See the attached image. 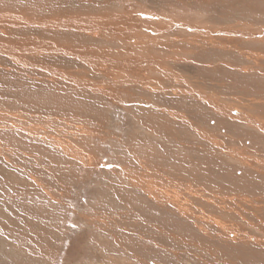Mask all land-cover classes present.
<instances>
[{
	"label": "rangeland",
	"instance_id": "1",
	"mask_svg": "<svg viewBox=\"0 0 264 264\" xmlns=\"http://www.w3.org/2000/svg\"><path fill=\"white\" fill-rule=\"evenodd\" d=\"M0 10V264H264V0Z\"/></svg>",
	"mask_w": 264,
	"mask_h": 264
},
{
	"label": "bare ground",
	"instance_id": "2",
	"mask_svg": "<svg viewBox=\"0 0 264 264\" xmlns=\"http://www.w3.org/2000/svg\"><path fill=\"white\" fill-rule=\"evenodd\" d=\"M24 1V0H23ZM86 1V0H85ZM140 1V0H139ZM144 1V0H143ZM76 2V1H75ZM89 2V1H88ZM161 2V1H160ZM164 2V1H163ZM209 2V1H208ZM219 2V1H218ZM7 3V2H6ZM29 3V2H28ZM74 3V2H73ZM82 3V2H81ZM170 3V2H169ZM198 3H200V2H198ZM224 3V2H223ZM8 4V3H7ZM84 4V3H83ZM196 4V3H195ZM55 5V4H54ZM148 5V4H147ZM169 5V4H168ZM3 6V5H2ZM40 6V5H39ZM206 6V5H205ZM211 6H212V4H211ZM223 6V5H222ZM245 6V5H244ZM27 7V6H26ZM30 7V6H29ZM49 7V6H48ZM106 7V6H105ZM179 7V6H178ZM76 8V7H75ZM74 8V9H75ZM202 8V7H201ZM7 10H9V9H7ZM114 10V9H113ZM1 11V10H0ZM13 13V12H12ZM18 13V12H17ZM119 13V12H118ZM252 13V12H251ZM2 14V13H1ZM27 14V13H26ZM105 14V13H104ZM139 14V13H138ZM12 15V14H11ZM20 15V14H19ZM42 15V14H41ZM49 15V14H48ZM82 15V14H81ZM1 16V15H0ZM21 16V15H20ZM44 16V15H43ZM226 16V15H225ZM14 16L12 15V16H9V17H7V18H5V17H0V22L2 21V24L4 25V26H8V28L9 29H15V32H16V29L18 30V29H20L19 27L22 25V21L23 20H28V19H23V20H21L20 18H16V17H14ZM31 17V16H30ZM96 17V16H95ZM149 17V16H148ZM176 17V16H175ZM258 17V16H257ZM261 17V16H260ZM32 18V17H31ZM39 18H41V17H39ZM39 18H36V22H34L33 21V27H35V28H40L41 29V27H43V22L39 19ZM48 17H46V19H47ZM77 18V17H76ZM89 18V17H88ZM101 18V17H100ZM153 18H154V16H153ZM167 18V17H166ZM243 18V17H242ZM256 18V17H255ZM45 19V20H46ZM95 19V18H94ZM93 19V20H94ZM131 19V18H130ZM136 19V18H135ZM144 19V18H143ZM34 20V19H33ZM44 20V21H45ZM77 20V21H76ZM85 20V19H84ZM101 20V19H100ZM99 20V21H100ZM182 20V19H181ZM196 20V19H195ZM249 20V19H248ZM98 21V20H97ZM217 21V20H216ZM26 22V21H25ZM46 22V24L48 25V26H44V28H56V27H59V28H62V30L63 29H68V30H72V29H76V30H80V31H82L83 29L86 31L87 29H88V31H86L87 33L88 32H90L91 33V31H94V30H96V31H98L99 29H104V27H98V26H95V25H93V24H95L93 21V24L91 23H87V22H80V21H78V19H74V20H69L68 19V17L66 18V19H60V18H58V19H54V17H49L48 19H47V21H45ZM239 22V21H238ZM248 22V21H247ZM27 23H28V21H27ZM97 24L99 23V22H96ZM101 23H102V21H101ZM111 23V22H110ZM191 23V22H190ZM45 24V23H44ZM96 24V25H97ZM151 24V23H150ZM155 24V23H154ZM182 24V23H181ZM26 26H28L27 24H25ZM99 26H101L100 25V23L98 24ZM108 25V24H107ZM110 25V24H109ZM121 25V24H120ZM125 25V24H124ZM206 25V24H205ZM215 25V24H214ZM122 26V25H121ZM108 27V26H107ZM111 27V26H110ZM204 27V26H203ZM222 27V26H221ZM242 27V26H241ZM2 28V27H1ZM23 28V27H22ZM21 28V29H22ZM165 28V27H164ZM245 28V27H244ZM20 29V30H21ZM33 29V28H32ZM108 29V28H107ZM157 29V28H156ZM167 29V28H166ZM249 29V28H248ZM0 30H2V29H0ZM26 30H28L27 28H26ZM36 30V29H35ZM41 30H43V28L41 29ZM109 30V29H108ZM116 30V29H115ZM120 30V29H119ZM7 31H10V32H12L11 30H8L7 29ZM14 31V30H13ZM45 31V30H44ZM49 31H51V30H49ZM55 31V30H54ZM58 31V30H57ZM61 31V30H60ZM64 31V30H63ZM123 31V30H122ZM231 31V30H230ZM263 31V30H262ZM14 32V33H15ZM20 32V31H19ZM46 32V31H45ZM67 32V31H66ZM95 32V31H94ZM264 32V31H263ZM3 33H6V32H2V34ZM18 33V32H17ZM21 33V32H20ZM55 33V32H54ZM74 33V32H73ZM152 33V32H151ZM235 33V32H234ZM6 34H8V33H6ZM23 34V33H22ZM26 34H28V33H25V35ZM72 34V33H71ZM110 34V33H109ZM11 35H13V34H11ZM24 35V34H23ZM55 35V34H54ZM58 35V34H57ZM5 36V35H4ZM21 36V35H20ZM28 36V35H27ZM49 36V35H48ZM94 36V35H93ZM115 36V35H114ZM125 36V35H124ZM152 36V35H151ZM209 36V35H208ZM234 36V35H233ZM236 36V35H235ZM243 36V35H242ZM241 36V37H242ZM262 36V35H261ZM24 37V36H23ZM46 37V36H45ZM153 37V36H152ZM161 37V36H160ZM195 37V36H194ZM238 37V36H237ZM244 37V36H243ZM250 37V36H249ZM6 38V37H5ZM26 39H27V37H25ZM37 38V37H36ZM231 38V37H230ZM23 39V38H22ZM17 40V39H16ZM20 40V39H19ZM24 40V39H23ZM27 41V43H29L28 42V40H26ZM35 41V40H34ZM161 41V40H160ZM204 41V40H203ZM213 41V40H212ZM10 42V41H9ZM12 42V41H11ZM10 42V43H11ZM31 42H33V41H31ZM30 42V43H31ZM99 42V41H98ZM146 42V41H145ZM246 42V41H245ZM13 43V42H12ZM44 43V42H43ZM161 43V42H160ZM214 43V42H213ZM14 44V43H13ZM20 44V43H19ZM35 44V43H34ZM33 44V45H34ZM40 44V43H39ZM73 44H75V43H73ZM90 44V43H89ZM94 44V43H93ZM92 44V45H93ZM164 44V43H163ZM167 44V43H166ZM9 45V44H8ZM11 45V44H10ZM23 46H24V44H22ZM43 45V44H42ZM98 45V44H97ZM236 45V44H235ZM0 46H6L5 44H0ZM15 46V47H14ZM19 46V45H18ZM94 46V45H93ZM174 46V45H173ZM239 46V45H238ZM11 47H13V49L15 48H17V45L16 44H14V45H12ZM25 47H26V45H25ZM30 47V46H29ZM44 47V46H43ZM47 47V46H46ZM65 47V46H64ZM98 47V46H97ZM148 47V46H147ZM187 47H189V46H187ZM4 48V47H3ZM2 48V49H3ZM22 48V47H21ZM33 48V47H32ZM38 48V47H37ZM40 48V47H39ZM38 48V49H39ZM51 48V47H50ZM146 48V47H145ZM162 48V47H161ZM211 48H212V46H211ZM224 48V47H223ZM4 49H6V47L4 48ZM106 49V48H105ZM183 49V48H182ZM10 50V49H9ZM190 50H192V49H190ZM11 51H12V49H11ZM63 51H65V50H63ZM69 51V50H68ZM74 51V50H73ZM105 51V50H104ZM211 51V50H210ZM37 53H38V51H36ZM171 52V51H170ZM196 52V51H195ZM212 52V51H211ZM69 53V52H68ZM154 53V52H153ZM192 53V52H191ZM243 53V52H242ZM84 54L86 55V53L84 52ZM113 54V53H112ZM162 54V53H161ZM206 54H208V53H206ZM71 55V54H70ZM95 55V54H94ZM97 55V54H96ZM145 55V54H144ZM210 55V54H209ZM25 56V55H24ZM54 56V55H53ZM91 56V55H90ZM143 56V55H142ZM150 56V55H149ZM220 56V55H219ZM1 57V56H0ZM63 57V56H62ZM78 57V55L76 56V58ZM89 57V56H88ZM221 57V56H220ZM241 57V56H240ZM251 57V56H250ZM30 58V57H29ZM72 58V57H71ZM148 58V57H147ZM152 58V57H151ZM175 58V57H174ZM231 58V57H230ZM12 59V58H11ZM97 59H98V57H97ZM114 59V58H113ZM172 59V58H171ZM207 59V58H206ZM208 59H210V58H208ZM239 59H241V58H239ZM1 60V59H0ZM17 60V59H16ZM78 60H79V58H78ZM93 60V59H92ZM106 60V59H105ZM115 60V59H114ZM154 60V59H153ZM224 60V59H223ZM236 60V59H235ZM15 61V60H14ZM58 61V60H57ZM60 61V60H59ZM102 61V60H101ZM137 61H139V60H137ZM156 61V60H155ZM234 61V60H233ZM42 62V61H41ZM61 62V61H60ZM98 62V61H97ZM188 62V61H187ZM199 62V61H198ZM237 62V61H236ZM138 63V62H137ZM184 63V62H183ZM228 63V62H227ZM242 63V62H241ZM4 64V63H3ZM42 64V63H41ZM80 64V63H79ZM103 64V63H102ZM111 64V63H110ZM209 64V63H208ZM246 64V63H245ZM26 65V64H25ZM35 65V64H34ZM49 65V64H48ZM63 65V64H62ZM243 65V64H242ZM45 66H46V64H45ZM114 66V65H113ZM183 66V65H182ZM35 67V66H34ZM50 67V66H49ZM240 67V66H239ZM11 68V67H10ZM94 68V67H93ZM96 68V67H95ZM94 68V69H95ZM97 68H99V67H97ZM120 68V67H119ZM173 68V67H172ZM205 68V67H204ZM126 69H127V67H126ZM22 70V69H21ZM98 70H100V68L98 69ZM97 71V70H96ZM128 71V70H127ZM29 72H30V70H29ZM209 72V71H208ZM32 73H34V72H32ZM105 73V72H104ZM211 73H213V72H211ZM21 74V73H20ZM67 74V73H66ZM122 74V73H121ZM163 74V73H162ZM171 74H173V73H171ZM223 74V73H222ZM230 74V73H229ZM91 75V74H90ZM174 75V74H173ZM234 75V74H233ZM232 76V75H231ZM246 77V76H245ZM30 78V77H29ZM228 79V78H227ZM34 80V79H33ZM62 80V79H61ZM84 80V79H83ZM82 80V81H83ZM94 80V79H93ZM99 80V79H98ZM147 80V79H146ZM39 81V80H38ZM89 81V80H88ZM96 81V80H95ZM143 81V80H142ZM41 82V81H40ZM39 82V83H40ZM99 82V81H98ZM149 82V81H148ZM250 82H252V81H250ZM37 83V82H36ZM114 83V82H113ZM163 83V82H162ZM116 84V83H115ZM224 84V83H223ZM232 84V83H231ZM129 85V84H128ZM235 85V84H234ZM165 86V85H164ZM174 86V85H173ZM199 86V85H198ZM208 86V85H207ZM89 88V87H88ZM93 88V87H92ZM205 88H206V85H205ZM212 88V87H211ZM19 89V88H18ZM23 89V88H22ZM87 90V89H86ZM114 90V89H113ZM128 90V89H127ZM136 90V89H135ZM134 90V91H135ZM36 91V90H35ZM58 91V90H57ZM98 91H100V90H98ZM105 91V90H104ZM143 91V90H142ZM262 91V90H261ZM148 94V93H147ZM239 94V93H238ZM128 96V95H127ZM218 96V95H217ZM156 97V96H155ZM200 97V96H199ZM237 97V96H236ZM264 97V96H263ZM204 98V97H203ZM119 99V98H118ZM195 99V98H194ZM142 100V99H141ZM251 100V99H250ZM253 100V99H252ZM109 101V100H108ZM135 101V100H134ZM147 101H148V99H147ZM43 103V102H42ZM253 103V102H252ZM111 104V103H110ZM235 104V103H234ZM263 104V103H262ZM262 104H260V105H262ZM142 105V104H141ZM250 105V104H249ZM129 107V106H128ZM189 107V106H188ZM218 107V106H217ZM260 107V106H259ZM123 108V107H122ZM138 108V107H137ZM155 108V107H154ZM194 108V107H193ZM215 108V107H214ZM234 108V107H233ZM49 109V108H48ZM129 109V108H128ZM51 110V109H50ZM140 110V109H139ZM144 110V109H143ZM149 110V109H148ZM160 110V109H159ZM248 110V109H247ZM151 111V110H150ZM153 111V110H152ZM237 111V110H236ZM133 112V111H132ZM138 112V111H137ZM202 112V111H201ZM223 112V111H222ZM80 113V112H79ZM134 113V112H133ZM157 113V112H156ZM204 113V112H203ZM224 113V112H223ZM233 113V112H232ZM187 114V113H186ZM200 114V113H199ZM133 115V114H132ZM152 115V114H151ZM154 116V115H153ZM158 116V115H157ZM234 116V115H233ZM204 117V116H203ZM167 118V117H166ZM174 118V117H173ZM178 118V117H177ZM226 118V117H225ZM139 121H141V120H139ZM204 121H206V120H204ZM74 122V121H73ZM144 122V121H143ZM189 122V121H188ZM66 123V122H65ZM192 123V122H191ZM70 124V123H69ZM79 124V123H78ZM77 124V125H78ZM195 124V123H194ZM137 125V124H136ZM65 126H67V125H65ZM88 126V125H87ZM143 126V125H142ZM150 126V125H149ZM196 126H198V125H196ZM68 127H70V126H68ZM76 128H78V126L76 127ZM81 128V127H80ZM106 128V127H105ZM69 129V128H68ZM83 129V128H82ZM87 129V128H86ZM89 129V128H88ZM94 129V128H93ZM152 129V128H151ZM72 130V129H71ZM144 131V130H143ZM254 131H255V129H254ZM82 132V131H81ZM147 132V131H146ZM87 133V132H86ZM98 133V132H97ZM154 133H155V131H154ZM157 133V132H156ZM58 134H60V133H58ZM83 134V133H82ZM93 134V133H92ZM108 134V133H107ZM149 134H151V133H149ZM75 135V134H74ZM94 135V134H93ZM191 135V134H190ZM48 136V135H47ZM51 136V135H50ZM56 136V135H55ZM84 136V135H83ZM140 136V135H139ZM143 136V135H142ZM70 137V136H69ZM209 137H211V136H209ZM55 138V137H54ZM206 138V137H205ZM49 139H53V138H49ZM49 139H47V140H49ZM60 139V138H59ZM148 139V138H147ZM54 140V139H53ZM52 140V141H53ZM62 140V139H61ZM56 138H55V140L53 141V142H51V143H53V144H55L56 142ZM59 140L57 139V142H58ZM143 141H144V139H143ZM227 141V140H226ZM62 142V141H61ZM73 142V141H72ZM99 142V141H98ZM76 143V142H75ZM57 144V143H56ZM56 146V145H55ZM66 146V145H65ZM57 147V146H56ZM59 147V146H58ZM89 147V146H88ZM258 147V146H257ZM260 147V146H259ZM60 148V147H59ZM144 148V147H143ZM147 148V147H146ZM150 149V148H149ZM197 149V148H196ZM208 149V148H207ZM64 150H66V149H64ZM89 150V149H88ZM87 150V151H88ZM146 150V149H145ZM72 153H73V151H71ZM138 152V151H137ZM68 153H70V152H68ZM142 153V152H141ZM74 154V153H73ZM250 154V153H249ZM75 155V154H74ZM217 155V154H216ZM227 155V154H226ZM143 156V155H142ZM96 157V156H95ZM147 157V156H146ZM212 157V156H211ZM256 157V156H255ZM93 158V157H92ZM230 158V157H229ZM218 159V158H217ZM237 159V158H236ZM147 161V160H146ZM82 163V162H81ZM97 163V162H96ZM98 165V164H97ZM81 166V165H80ZM95 166V165H94ZM101 166V165H100ZM103 166V165H102ZM82 168V167H81ZM244 169V168H243ZM247 169V168H246ZM85 170V169H84ZM86 171V170H85ZM142 177H143V175H142ZM136 178V177H135ZM140 178V177H139ZM138 179V178H137ZM128 180V179H127ZM144 180H149V179H144ZM145 182H147V181H145ZM153 182V181H152ZM124 183V182H123ZM154 183V182H153ZM144 184V183H143ZM155 184V183H154ZM154 184H152V187H153V185ZM124 185H125V183H124ZM146 185V184H145ZM151 185V184H150ZM141 186V190H142V185H140ZM157 188H155V190L157 189L158 190V192H159V195L155 198V200L154 201H157V199H162L161 201H159V202H161V203H163L164 205H174L175 206V208H178L177 210H178V212H179V214H181V215H183V216H189L190 214H191V212L189 211V210H186V205H185V197L183 196V195H181L182 197H184V198H182V199H178V200H176V201H174L173 202V200L174 199H170V191L168 190V189H165V188H161V187H158L157 185H155ZM136 187H138L137 185H136ZM144 187V186H143ZM150 187V186H149ZM190 187V186H189ZM138 189V188H137ZM147 189V188H146ZM149 190H151L150 188H148ZM152 189H154V188H152ZM145 190V189H144ZM155 193V192H154ZM185 193H188V194H190L189 193V191H187V192H185ZM184 193V194H185ZM146 194V193H145ZM176 194V193H175ZM148 197H150V196H148ZM176 197H178L177 195H176ZM232 199V198H231ZM234 201V200H233ZM188 209H190V208H188ZM233 210V209H232ZM192 211V210H191ZM177 212V211H176ZM193 214H195L194 212H192V215ZM107 216V215H106ZM106 216H104V218L106 217ZM191 216V215H190ZM205 216V215H204ZM204 218V217H203ZM109 220V219H108ZM214 220V219H213ZM212 220V221H213ZM204 221H206V219L204 220ZM208 221H209V219H208ZM208 221H206V222H208ZM250 221V220H249ZM209 223V222H208ZM215 223H218V222H215ZM261 223V222H260ZM219 224H217V226H218ZM231 225V224H230ZM216 226V225H215ZM221 227V226H220ZM219 227V228H220ZM229 229V228H228ZM232 229V228H231ZM234 230V229H233ZM254 230V229H253ZM232 231V230H231ZM44 232V231H43ZM235 232V231H234ZM41 233V232H40ZM231 233V232H230ZM233 233V232H232ZM238 233H239V231H238ZM255 235V234H254ZM232 238H234L235 236L233 235V234H231L230 235ZM230 237V238H231ZM239 237V236H238ZM231 238V239H232ZM237 238V237H236ZM230 239V240H231ZM239 239H240V237H239ZM242 239H243V237H242ZM244 242H246V243H252V244H254L255 245V247L256 246H258V247H261V248H263L264 249V240H258V239H253V238H250V239H245L244 240ZM259 249V248H258Z\"/></svg>",
	"mask_w": 264,
	"mask_h": 264
}]
</instances>
